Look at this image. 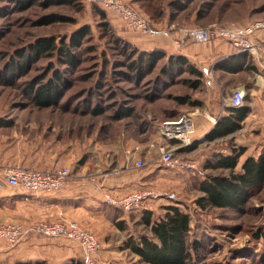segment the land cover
<instances>
[{
	"label": "rangeland",
	"instance_id": "rangeland-1",
	"mask_svg": "<svg viewBox=\"0 0 264 264\" xmlns=\"http://www.w3.org/2000/svg\"><path fill=\"white\" fill-rule=\"evenodd\" d=\"M125 1L149 19L141 9L146 8L148 0ZM154 3L161 4L163 9L155 12L159 19L151 21L155 27L168 25L170 15H175V22L184 24L180 29L206 27L214 30L264 21V0H155ZM178 3L186 4V10L177 11L175 7ZM51 5L46 8L38 3L27 10H21L18 0H0V143L17 131L19 136L23 134L28 137L33 154L43 151L49 154L54 151L55 157L61 158L63 163L71 159L76 161L82 156L94 157L96 160L106 154L112 155L113 145L117 142L125 144L124 156H130L133 149L128 146L134 143V148L140 147L138 158L145 159L147 163L144 170H153L148 176V188L162 194L176 195L173 202L167 201L165 197L156 202L154 216L163 215L164 207L173 203L191 218V232L187 241L191 247L192 264H264V187L253 193L240 212L230 209L203 210L196 203L202 195L198 179L230 174L227 170L211 169L209 164L215 163L222 156L235 153L233 151L244 149L246 152L240 159L236 169L238 172L245 157L258 159L264 153V127L258 132H250L244 123L241 130L214 141H207L205 135L191 152L184 151L190 145L181 147L178 143H170L177 156L196 162L198 170L188 173L166 168L158 160V149H149L148 146L161 143L160 124L169 115L177 117L185 112H196L198 119L202 113L200 108L210 103L208 86L205 84L202 90H192L189 84L193 78L184 71L172 79L159 77L161 64L143 80L132 78L130 70L120 66L127 62L123 52L118 49L120 46L102 27L105 21L100 16L103 11L100 6L88 0H81L73 6ZM198 11L203 14L202 20L195 19ZM103 12L110 29L124 41L130 42L129 37H141L137 32L128 30L112 13ZM50 15L63 18V22L41 26L43 17ZM84 26L91 29V36L79 51V67L76 71L69 70L66 76L72 81L73 87L58 107L43 110L36 108L26 93L27 84L44 77L51 65L62 70L66 69L65 66L57 57L42 59L31 66L26 76H18V79H10L7 68L11 63L19 61L18 54L27 53L29 44L38 38L54 36L59 43L62 38L68 39ZM112 94L116 96L110 101L108 96ZM178 95L200 99L202 106L179 107L172 98ZM149 96L153 98L152 102L147 100ZM228 101L218 95L222 107H227ZM122 106L134 109V115L117 119ZM93 108H101L104 112L95 115L90 110ZM8 121H13L14 126L5 127ZM198 135L194 132L192 144L200 139ZM6 188L9 191L15 190ZM0 223L14 222L3 220ZM133 227L135 236L150 235L140 222ZM5 244L0 238V249L10 247ZM99 261L100 264H146L130 250L121 254L120 260L111 262L110 259L99 257ZM4 264L21 263L7 260Z\"/></svg>",
	"mask_w": 264,
	"mask_h": 264
},
{
	"label": "crops",
	"instance_id": "crops-1",
	"mask_svg": "<svg viewBox=\"0 0 264 264\" xmlns=\"http://www.w3.org/2000/svg\"><path fill=\"white\" fill-rule=\"evenodd\" d=\"M156 28L158 33L154 37L138 33L141 37H129L128 40L140 51L161 49L168 56H184L205 74L210 103L209 106L200 108L202 113L197 119L195 131L199 133L200 139L196 142L214 128L221 116L229 114L233 109L229 104L225 108L219 105L218 95L230 99L232 92L237 89L245 92L247 105L244 103L243 106L250 110L245 120L247 131L258 132L264 127V66L261 60H257L254 55L239 52L222 39L207 43L182 42L181 46L177 47L176 42L183 41L180 32L182 29L171 33L167 24ZM255 39L258 42L264 41V32L257 33ZM243 54L246 58L240 56ZM228 59H234L236 63L245 62L244 65L249 63L252 69L236 73L225 72L219 68V64ZM2 140L0 167L14 166L48 172L67 167L71 170V177L63 189L52 194L33 195L20 190L9 191L6 187L0 188V221L23 225L41 221H74L97 237L101 245L100 259L102 257L113 262L112 260H120L121 254L129 252L125 243L135 236L133 226L138 222L142 225L145 211L155 212L158 201L150 202L138 211L124 212L107 205L104 202V194L109 192L126 196L133 192L153 189L148 188V176L153 170H144L147 165L145 161L144 168L135 167L138 152L124 156L125 144L117 142L113 145L112 155L106 154L96 160L94 157L82 156L76 161L71 159L70 162L63 163L61 158L55 157L54 151L49 154L45 151L33 154L28 137L23 134L19 136L17 131ZM134 145L133 143L128 147L134 151ZM199 181L202 180L198 179L197 182ZM1 250L0 264L7 260L21 264H82L83 260L81 247L63 238L31 235L16 246L10 245Z\"/></svg>",
	"mask_w": 264,
	"mask_h": 264
},
{
	"label": "trees",
	"instance_id": "trees-1",
	"mask_svg": "<svg viewBox=\"0 0 264 264\" xmlns=\"http://www.w3.org/2000/svg\"><path fill=\"white\" fill-rule=\"evenodd\" d=\"M45 1L48 4L45 3ZM80 1L81 0H18V3L21 10H27L38 3L48 8L52 6L51 4L62 7L73 6ZM154 1L155 0H148V2L145 3L148 4L145 6L146 8L141 7V9L148 15L149 23L153 29L155 28L157 30L151 21L159 20L155 12L157 9L160 11L163 9L161 4L154 3ZM143 2H146V0H143ZM97 5L100 6L99 4ZM100 8L105 11L101 6ZM186 8L187 5L181 3H178L175 7L177 11H185ZM103 11L100 12L101 18L105 21L102 23V27L111 34L113 40L117 42V46H120L118 49L123 52L122 54L126 57V61L129 62L128 64L124 62L123 65L120 66L128 68L130 70V75L132 74V78L143 80L153 74L157 70L159 64H161L159 77L172 79L175 75L184 71V73L189 74V76L193 78V81L189 84L192 90H202L204 88L205 74L186 57L181 55L168 56L167 53L161 49H154L148 52L140 51L130 42L124 41L117 33V35L114 34L112 31L113 29L111 30L109 23L106 22L107 17ZM203 18V14L198 11L195 19L202 20ZM62 20L63 18L50 15L43 17L40 24L41 26H48L63 22ZM168 25L169 32L173 33L180 31V28L184 24L175 22V15H170ZM171 26L174 28L170 29ZM197 28L209 29L206 27ZM90 36L91 29L88 26H84L72 33L68 39L66 37L62 38L59 43L54 36L40 37L35 42L29 44L27 53L21 52L18 54L20 60L10 64L7 68V76L10 79H18V76H26L31 66L35 65L40 60L57 57L66 69L62 70L59 67H55V65H51L44 77L27 84L26 93L32 100L34 106L40 110L58 107L65 98L67 92L73 87L72 81L66 76L70 71H76L79 67V51ZM240 56L246 58L245 54ZM244 63H236L234 59H228L222 64H219V68L229 73L252 69L249 63L247 65H244ZM121 74L128 75V73ZM115 96L114 94L108 96V100H114ZM172 98L179 107L202 106V101L200 99H192L189 95L184 97L178 95ZM147 100L152 102L153 98L149 96ZM90 110L95 115H100L104 112L101 108H93ZM249 111L247 106H243L238 109H232L229 114L221 116L218 123L206 135V140L214 141L226 138L241 130ZM134 113V109L122 106L116 118L121 120L134 115ZM180 115L177 117L175 115H169L166 120L177 119ZM13 124V121H8L4 126L9 128ZM171 143L176 144L177 142L172 141ZM196 148L197 142L186 147L184 151L191 152ZM233 152L235 153L222 156L215 163L209 164L211 169L229 171V175L209 176L198 182L199 191L202 193V196L197 199L196 203L200 209H230L240 212L250 201L253 193L264 187V153H262L258 159L253 156L245 157L241 164V170L236 172V169L240 165V159L246 151L240 149L238 152ZM14 189L23 191L20 188ZM172 204L165 206L163 215L158 217L154 216V211H145L142 218V225L148 229L150 235L141 234L139 236H132L125 243L126 247L133 254L139 256L142 262L146 264H192L193 262L191 247L187 241V237L191 232V218L189 214L184 212L177 204ZM196 249L198 248L196 247ZM75 264L81 263L78 262Z\"/></svg>",
	"mask_w": 264,
	"mask_h": 264
},
{
	"label": "built area",
	"instance_id": "built-area-1",
	"mask_svg": "<svg viewBox=\"0 0 264 264\" xmlns=\"http://www.w3.org/2000/svg\"><path fill=\"white\" fill-rule=\"evenodd\" d=\"M99 4L106 12L112 13L120 19L130 31L144 36L154 37L157 31L153 29L148 19L136 8L125 0H88ZM260 31L264 32V21H256L247 25L225 26L216 29L189 28L182 29L183 41H177V47L182 42L207 43L213 38H219L228 42L234 49L242 53H248L261 60L264 66V41L258 42L255 37ZM246 94L243 90L233 91L228 104L233 109L242 107L245 103ZM197 113L185 112L178 119L166 120L160 124V144L151 143L148 148L158 149L159 162L166 168L178 172H193L198 170V164L191 160H183L177 156L176 151L170 145L176 141L181 147L192 144L195 132ZM136 147L133 152H138ZM157 151V150H156ZM135 167H145L144 160L136 158ZM71 170L62 167L52 172L22 167H0V188H20L28 194H52L65 187ZM165 197L167 201L176 198L174 193L162 194L155 189L142 190L130 193L126 196H117L109 192L104 194V202L124 212L138 211L150 202L160 201ZM28 235H39L47 238H63L77 243L83 252L82 264H100L99 254L101 245L97 237L89 231L81 228L74 221L57 222H34L27 225L15 223H0V238L7 244L16 246Z\"/></svg>",
	"mask_w": 264,
	"mask_h": 264
}]
</instances>
